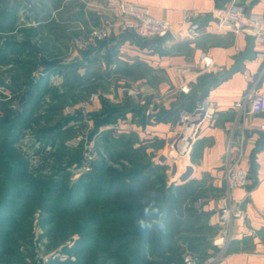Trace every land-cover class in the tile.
I'll use <instances>...</instances> for the list:
<instances>
[{
	"label": "crops",
	"instance_id": "1",
	"mask_svg": "<svg viewBox=\"0 0 264 264\" xmlns=\"http://www.w3.org/2000/svg\"><path fill=\"white\" fill-rule=\"evenodd\" d=\"M79 1L85 4L84 12L80 10ZM125 1L146 8L154 17L170 21L174 36L162 45L145 47L135 38L121 41L126 33H116L119 17L113 11L115 0H21L17 3L18 11L13 14L0 12V68L12 61L8 70L14 74V83L10 89L15 90V95L31 96L33 90L42 89L49 80L52 82L54 76L59 78L55 72L64 68L88 67V63L92 65L99 58L102 69L110 71V77H106L111 90L107 98L115 102L124 99L137 103L147 100L149 103L137 117H134L136 112L133 109H124V132H136L149 152L156 150L158 144V149L164 146L162 154L168 147V139L183 128L178 120L179 112L183 108L193 111L203 99L211 100L215 112L199 125L194 135L188 154L190 177L185 182L198 193L195 198L202 200L197 214L206 224L207 233L216 239L219 223L217 200L225 189L226 155L230 148L233 155H237L242 142V165L249 171V182L246 187L236 188L233 197L235 203L241 204L245 215L235 221L233 240L217 264H264V143L261 145L264 130L260 128L264 125V112L239 115L234 104L254 81H257L256 89L264 92V58L257 56L258 52L264 51V43L254 41L256 57L246 60L244 69L217 83L214 76L229 71L247 44L245 33L216 30L217 19L212 9L219 6L221 0ZM5 6L7 1L0 0V9ZM241 6L247 14H259L264 0H241ZM22 7L25 12L21 11ZM68 8H73V13H66ZM188 9L199 13L200 34L193 39L188 38L180 26L183 11ZM104 24L111 25L113 37L108 40V46L93 51L89 61L81 62L85 53L62 48L64 53L61 56L66 55V58H59L53 64L44 60L39 63L40 54L34 49L37 37L47 41L46 45L42 43L45 57L51 42L69 41ZM115 41L117 43L113 45ZM18 56L19 60L13 59ZM204 56L214 61L216 72H202ZM35 57L36 62L33 61ZM119 67L128 74L118 73ZM39 71L45 73L41 79L34 74ZM21 77L25 78L24 82L20 81ZM115 79L118 80L116 86L113 84ZM186 84L191 87L189 92L182 90ZM196 84L198 87L194 93L192 89ZM93 105L97 108L98 100ZM191 131L189 126L184 133L191 136ZM212 245L216 246L214 242ZM211 250V246L206 249L207 254Z\"/></svg>",
	"mask_w": 264,
	"mask_h": 264
},
{
	"label": "rangeland",
	"instance_id": "2",
	"mask_svg": "<svg viewBox=\"0 0 264 264\" xmlns=\"http://www.w3.org/2000/svg\"><path fill=\"white\" fill-rule=\"evenodd\" d=\"M6 1L7 6L0 9L2 14L18 11L17 3L21 0ZM79 2L80 10L84 12L85 4ZM21 9L22 12L26 11L24 7ZM66 13H73V8L66 9ZM94 27L89 34H78L69 41L51 42L53 47L47 53L44 52L48 54L45 57L42 55V43L46 45L47 41L41 36L37 37L34 49L40 54L39 63L43 60L52 63L60 60L59 58H66V55L61 56L64 53L62 48L86 53L89 48H79L77 42L80 38H87ZM13 59L19 60V56ZM95 60V64L88 63V67L79 66L75 70L64 68L55 72L59 78L54 76L52 82L49 80L48 85L42 89L33 90L31 96L22 93L15 95V90L8 87L14 83V74L8 70L12 61L0 68V86H5L11 93L10 98L0 101V216L17 219L16 230L0 224V240L7 241L15 249V255L8 257L6 261H0V264H71L78 258L76 244L80 236L77 230L71 234L73 229L62 225L56 227V215L46 209L57 198L62 205L67 206L71 214L77 210L89 212L81 208L82 197L74 188L82 175L94 174L104 181V184L101 183V201L96 209L99 208L101 217L89 226L93 231H97L99 227L105 228L103 239L106 243L102 249V257H112V252L124 241L112 244L110 248L108 243L117 237H124V232L130 231L124 225V203L127 200L124 201L122 194L124 174L132 166H129L127 160L117 156L124 149L125 135L124 115L119 113H123L128 107L136 109L134 117H137L140 110L147 107L148 101L137 103L122 99L121 102H115L107 98L106 95L111 90L106 77H110V71L102 69L101 59ZM33 61L36 62V57ZM81 62L85 60L82 59ZM34 74H38L41 79L45 73L39 71ZM24 80L21 77L20 81ZM117 81L114 80L115 86ZM95 100L99 103L97 108L93 105ZM35 101H38L36 108L30 113L31 104ZM28 113L30 117L27 119ZM130 132L136 135V132ZM167 143L168 147L163 154L164 146L158 149V144L156 150H150L151 155L137 161L131 171L135 169L139 177L151 181L154 189H162L164 193L162 200L153 199L150 202L149 219L152 217L153 224L165 228L166 239L162 242L173 246L174 251L170 256L176 257V262L172 260L170 264H184L186 254L197 258L198 263L202 264L216 255L219 248L212 245L215 239L207 233L206 224L200 221L197 214L202 200L188 199L185 195V192L192 189L190 184L181 180L189 165V157L174 154L176 151L172 152L173 146ZM7 147L12 149L15 158L8 155ZM17 159H21L27 174L24 178L14 180L11 174L18 163ZM175 166L178 167L176 175L172 172ZM64 175L68 177L67 186L59 190ZM36 182L41 184L40 189H35ZM17 191L22 196H16ZM116 211L118 214H114ZM177 220H180V226L175 230ZM107 238L110 240H106ZM156 244L154 241L150 245L154 251H157ZM210 246L212 250L207 254L206 249Z\"/></svg>",
	"mask_w": 264,
	"mask_h": 264
},
{
	"label": "trees",
	"instance_id": "3",
	"mask_svg": "<svg viewBox=\"0 0 264 264\" xmlns=\"http://www.w3.org/2000/svg\"><path fill=\"white\" fill-rule=\"evenodd\" d=\"M108 55H111V53H108ZM90 57L91 54H83V59L85 61H89ZM75 63L78 64V62ZM117 72L128 74L127 70H124V68L121 67L117 68ZM98 76L100 75L98 74ZM197 87L198 85L196 84L193 87L192 92L195 93ZM37 102L38 101H35V103L31 104L30 113L36 108ZM134 111H136V109H134ZM122 112L123 113L120 112L119 114L124 115V111ZM30 113L27 114V119L30 117ZM124 133V149L121 150L117 156L127 160L130 163L129 166L135 167L137 161L142 160L145 156L149 157L151 154L143 144V141L139 140L134 133ZM6 151L12 159L15 158L12 149L7 147ZM17 160L18 163L11 174V178L14 180H17L18 177L24 178L27 174V170L22 166V162H20L21 159ZM132 167H130L127 174H124V192L122 194L124 195V201L127 200V202L124 203V225L129 228L130 231L127 230L124 232V237L112 239L111 243L107 241V243L109 242L108 248H110L112 244H119L124 241V243H121L115 251L112 252V257H102L101 254L106 243L103 239V231L105 228L99 227L97 231L89 229V226H91L94 221L100 220L101 217L99 208L98 210L96 209L99 207L101 201V183L104 184V181L102 182L97 178V175H82L77 183H75L74 187L75 191H77L82 197L81 208H85L89 212L83 213L82 211L77 210L71 214L67 206L62 205L57 198L47 205L46 211L56 215V227L62 225L70 230L73 229L74 231H72L71 234L76 233L77 230V233L80 236V239H78L79 241H76V253L78 254V258L75 261H72L71 264H170L172 260L176 262V257L173 255L172 257L170 256L174 251L173 246L166 245V243L162 242L163 239H166L164 236L165 228L159 224H153L151 222L152 217L149 219L151 213L149 211L151 205L150 202H152L153 199L158 201L162 200L164 193L162 189H154L151 186V181H145L143 178L139 177V173L134 171L135 169H132L133 171H131ZM67 180L68 177L64 175L61 179L59 190H62L67 186ZM35 184V189H40L41 184L39 182H36ZM20 191H17L15 195L22 196ZM117 195L115 197H117ZM185 195L186 198L193 199L198 193H196L195 190L190 189L185 192ZM114 214H118V211L114 212ZM164 218L165 217H163V220H165ZM179 222L180 220L176 221L174 225L175 230L179 229ZM0 224H6L13 230H16L17 219L11 216H0ZM106 240L110 239L107 238ZM154 241L157 242V251L152 250L150 247ZM14 255L15 249L11 247L7 241L0 240V261H6L8 260V257H13ZM152 257L157 260H153Z\"/></svg>",
	"mask_w": 264,
	"mask_h": 264
},
{
	"label": "built area",
	"instance_id": "4",
	"mask_svg": "<svg viewBox=\"0 0 264 264\" xmlns=\"http://www.w3.org/2000/svg\"><path fill=\"white\" fill-rule=\"evenodd\" d=\"M116 6L113 11L118 15L119 20L116 27V33L123 35L125 33L135 32L142 38H154L170 33L172 38L173 25L166 19H161L152 16L149 11L141 6L134 5L125 0H115ZM212 14L217 19L216 30L222 32L245 33L254 36V41L264 43V7L259 14H247L241 6V0H232L225 10L216 6L212 9ZM199 13L196 10L188 9L183 11V16L180 22L181 30L188 38L193 39L200 34L201 25L197 21ZM111 25L104 24L94 28L87 38H80L77 42L79 47L90 48L98 41L109 40L111 37ZM257 56L264 58V51L257 53ZM202 72H216L214 61L204 56L202 60ZM256 82L254 81L250 88L243 94L241 98L235 101L239 115L259 114L264 112V92L256 89ZM182 90L189 92L191 87L187 84L182 86ZM10 91L5 86H0V101L3 98H10ZM215 112V105L209 99H203L198 103L193 111L183 108L179 112V123L183 127L178 132L177 137L171 136L168 142L173 146V151H177V144L179 139L184 134L187 127L191 126L192 141L189 143L187 151L184 153L188 156L194 135L199 125L206 119L213 116ZM1 116V110H0ZM264 130V125L260 127ZM179 136V137H178ZM226 171H225V189L222 195L217 200V210L219 213L218 236L214 240V244L219 248V252L210 257L202 264H217L227 251V248L233 240V226L235 221L242 219L245 211L240 203H235L233 191L239 187H246L249 182V171L243 167L242 142L239 147L237 155H233L232 149L228 150L226 155ZM189 165L181 176L186 175L182 181H187L190 174ZM173 174L176 175L178 167H173ZM184 264H200L197 258L190 254L184 257Z\"/></svg>",
	"mask_w": 264,
	"mask_h": 264
},
{
	"label": "water",
	"instance_id": "5",
	"mask_svg": "<svg viewBox=\"0 0 264 264\" xmlns=\"http://www.w3.org/2000/svg\"><path fill=\"white\" fill-rule=\"evenodd\" d=\"M232 0H221L219 7L223 10L226 9L227 4L231 2ZM171 35L170 33H166L163 36H157L154 38H142L135 32L126 33L122 36L121 41H124L125 39L129 38H135L136 41L142 45V46H152V45H162L165 41H168L170 39ZM246 48L245 51L240 53L236 59V62L234 66L227 72L223 73L222 75L214 76V78L217 80V83H220L222 80L227 78L229 75L235 73L236 71L240 69L245 68V61L246 60H253L256 57V52L254 50V36L251 34H246ZM117 42H113L112 44H116ZM109 45V41L107 39L98 41L96 45L90 47L85 55L91 54L93 51H99L103 49L104 47ZM264 143V138L261 141V145ZM187 175V174H186ZM186 175L182 177V180L185 179Z\"/></svg>",
	"mask_w": 264,
	"mask_h": 264
},
{
	"label": "bare ground",
	"instance_id": "6",
	"mask_svg": "<svg viewBox=\"0 0 264 264\" xmlns=\"http://www.w3.org/2000/svg\"><path fill=\"white\" fill-rule=\"evenodd\" d=\"M192 141L191 136H187L186 133L182 135L177 144V150L179 154H184L187 151L189 143Z\"/></svg>",
	"mask_w": 264,
	"mask_h": 264
},
{
	"label": "clouds",
	"instance_id": "7",
	"mask_svg": "<svg viewBox=\"0 0 264 264\" xmlns=\"http://www.w3.org/2000/svg\"><path fill=\"white\" fill-rule=\"evenodd\" d=\"M141 226H143V225H141Z\"/></svg>",
	"mask_w": 264,
	"mask_h": 264
}]
</instances>
